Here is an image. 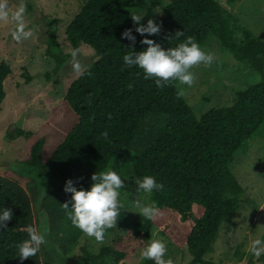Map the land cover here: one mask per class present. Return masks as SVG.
Wrapping results in <instances>:
<instances>
[{"label": "trees", "instance_id": "trees-1", "mask_svg": "<svg viewBox=\"0 0 264 264\" xmlns=\"http://www.w3.org/2000/svg\"><path fill=\"white\" fill-rule=\"evenodd\" d=\"M147 3L87 0L66 28L74 49L87 45L98 59L70 84L41 128L28 137L26 158L21 160L38 193L35 175L46 188L41 204L49 227L46 239L55 238L54 257L63 259L84 235L62 206L67 202L71 207V193L64 191L66 180L72 179L78 189H88L92 174L109 167L130 178L134 203H143L141 195L145 194L158 212L147 219L139 213L133 215L123 205L116 225L105 234L109 240L101 242L99 251L82 248L81 261L87 264H108L109 260L112 264H138L139 239H151L155 224L164 235L188 247L193 264H216L212 254L223 223L241 203L251 205L253 214L257 211L229 165L264 124V41L239 24L235 14L218 0ZM139 5L147 6L142 23L151 18L161 24L160 32L149 36L161 47H174L189 36L201 46L213 35L259 80L236 90L232 105L197 116L178 94V81L157 87L154 80L144 79L141 69L123 65L122 56L133 47L121 37L126 28L133 29L136 51L146 47L128 12ZM154 5L162 7L160 14ZM177 31L183 35L177 38ZM49 43L47 52L55 59L57 71L71 54L64 53L55 38ZM11 73L9 63L1 61L0 105L6 97L4 82ZM45 75L52 79L51 74ZM32 80L27 72L26 83ZM144 175L155 176L163 189L150 194L138 191L135 180ZM4 206L13 216L6 228H0V264H41L40 251L23 261L16 256V245L28 238V228L33 227L31 202L21 186L0 176V208ZM171 215L175 223H167ZM237 255L242 259L241 252ZM256 262L264 264V254L247 264Z\"/></svg>", "mask_w": 264, "mask_h": 264}, {"label": "rangeland", "instance_id": "rangeland-1", "mask_svg": "<svg viewBox=\"0 0 264 264\" xmlns=\"http://www.w3.org/2000/svg\"><path fill=\"white\" fill-rule=\"evenodd\" d=\"M86 1L8 0L10 10L24 6V23L26 29H31L32 32L28 39L16 40L12 35L16 29L15 22L11 19L0 20V62L6 61L12 69L4 82L6 97L0 105V176L21 186L30 199L32 228L45 237V243L40 248L41 264H87L81 261L82 248L97 253L101 245V242L84 234L63 259L59 255L53 256L52 240L55 238L46 239L49 227L47 214L41 204L46 188L42 185L41 178L35 175L39 183L38 193L35 181L26 176L21 163L26 158L24 152L28 137L41 128L51 109L62 101L70 84L80 75L73 68L72 53H76L75 61L79 62L81 72L98 59L93 49L87 45L74 49L66 36L68 24ZM121 1L131 3L135 0ZM218 1L224 9L235 14L239 24L264 41V0ZM161 2L165 4L168 0ZM147 4L150 5L149 0ZM153 7L156 14L162 12L160 5ZM146 10L147 6L142 5L128 8L129 14H145ZM53 38L59 42L64 53L71 54L57 71L55 59L47 52ZM201 47L213 53L215 60L207 67L201 64L191 69L194 74L191 86L179 84L183 98L192 106L197 116L216 107L232 105L236 90L246 89L259 80L255 72L234 60L217 37L211 35ZM27 72L33 76L30 83H26ZM46 73L51 74V80L46 78ZM229 169L236 175L245 194L257 205V211L253 214L251 205L240 204L236 213L220 228L212 260L216 264H247L256 259L251 254L250 242L253 239L264 240V124L235 153ZM133 194V185L127 177L120 199L136 215L138 208L137 202L132 200ZM141 200L143 203L148 202L145 194L141 195ZM174 221L172 215L167 216V223ZM177 226L180 227V224ZM152 238L162 239L166 243L167 255L173 259L174 264H193L188 247L179 245L168 235H164L158 224L153 227ZM147 242L139 239V252ZM238 252H241L242 259H239ZM108 264H112V261L109 260Z\"/></svg>", "mask_w": 264, "mask_h": 264}, {"label": "clouds", "instance_id": "clouds-1", "mask_svg": "<svg viewBox=\"0 0 264 264\" xmlns=\"http://www.w3.org/2000/svg\"><path fill=\"white\" fill-rule=\"evenodd\" d=\"M24 6L10 10L8 0H0V20L11 19L16 24V29L12 35L16 40L28 39L31 37V29H26L24 23ZM134 24V31L142 37L140 43L146 45L142 50L136 51L134 45L136 36L133 35L132 28H126L121 37L132 42L133 47L122 56L123 65L128 68H139L143 72L144 79H152L157 87H164L170 81H178L180 85L191 86L194 74L191 69L194 66L203 64L205 67L211 65L215 60V55L205 51L193 37H186L174 47H161L149 36L158 34L161 24L149 18L146 23H142L145 15L142 13H130ZM147 34V35H145ZM183 35L177 31L178 38ZM73 68L78 74L80 71L79 62L75 61L76 53H72ZM131 87V85H129ZM182 94V92L178 93ZM106 136L107 133H104ZM123 178V179H122ZM126 176L111 167L107 170L97 171L91 176V185L88 189L77 188L72 179H68L64 185V191L71 193V207L65 202L62 204L72 225L94 238L97 242H103L108 229L116 225L120 216L123 203L120 199L121 190L124 186ZM137 190L144 193L160 191L164 185L153 175H144L135 180ZM138 213L152 219L157 215L158 209L155 202L137 203ZM12 210L8 207L0 208V228H6L7 222L12 219ZM45 243L44 235L34 228H28V238L16 245L21 261L34 257ZM251 254L259 257L264 254V240L253 239L250 242ZM140 261H152V264H174L173 259L167 255L166 243L159 238L149 239L140 249Z\"/></svg>", "mask_w": 264, "mask_h": 264}]
</instances>
